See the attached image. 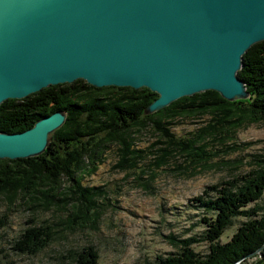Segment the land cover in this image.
<instances>
[{
	"label": "trees",
	"instance_id": "16d2710c",
	"mask_svg": "<svg viewBox=\"0 0 264 264\" xmlns=\"http://www.w3.org/2000/svg\"><path fill=\"white\" fill-rule=\"evenodd\" d=\"M241 62L236 76L250 93L243 101L229 102L216 91L204 90L145 115L144 109L158 97L152 90L112 85L98 88L77 79L41 88L21 100L1 102L0 132L21 133L55 111H65L67 119L51 135L44 153L25 159H0V196L11 199L22 195L46 211L53 208L65 213L71 219V229L93 228L99 214L98 199L105 191L101 186L83 182L104 163L108 151L117 157L115 168L128 171L143 164L141 174L173 165L194 176L200 168L216 166L218 160H212L217 155L228 154L237 147L213 149L208 138L225 145L223 142L237 129L264 124V40L248 47ZM203 116L209 120L189 137H178L172 132L173 126L183 120ZM148 131L157 139L140 147L138 140ZM250 158L249 170L207 186L201 195L190 200L193 207L210 214L201 218L204 230L199 237L185 239L168 235L178 252L158 256L154 264H264V249L249 258L264 244V207L255 204L247 209L264 195V153ZM69 207L72 210L67 214ZM241 214L246 221L226 242L220 243V237ZM5 224V218L0 217V229ZM54 236L52 224L31 226L22 231L13 250L35 256ZM200 240L208 243L206 255L193 251L192 246ZM74 254L76 264H100L98 251L92 245ZM250 259L254 261L248 263Z\"/></svg>",
	"mask_w": 264,
	"mask_h": 264
},
{
	"label": "water",
	"instance_id": "95a60500",
	"mask_svg": "<svg viewBox=\"0 0 264 264\" xmlns=\"http://www.w3.org/2000/svg\"><path fill=\"white\" fill-rule=\"evenodd\" d=\"M262 40L264 0H0V103L77 79L152 90L145 115L204 90L243 101L236 74ZM66 119L0 132V159L44 153Z\"/></svg>",
	"mask_w": 264,
	"mask_h": 264
},
{
	"label": "rangeland",
	"instance_id": "374dc122",
	"mask_svg": "<svg viewBox=\"0 0 264 264\" xmlns=\"http://www.w3.org/2000/svg\"><path fill=\"white\" fill-rule=\"evenodd\" d=\"M208 117L183 120L173 126L172 132L178 137H189L197 128L203 127ZM157 139L150 131L143 133L138 140L140 147H146ZM264 124L258 123L237 129L225 145L219 140L208 143L211 148L237 147L228 154L220 153L212 161L216 166L200 168L194 176L181 172L174 166L153 170L152 174L141 164L137 169L122 171L115 168L117 157L107 152L103 164L90 177H84V184L101 186L105 192L99 200V214L94 227L79 228L71 226L66 214L53 208L44 210L42 206L32 205L22 195L8 199L0 196V217L6 224L0 229V264H76L75 252L92 245L98 251L100 264H154L158 256L166 257L177 253V247L170 243L168 235L178 239L187 236L199 237L204 230L201 218L203 210L193 207L190 201L201 195L203 189L216 182L232 179L250 169V157L264 153ZM151 175H154L151 178ZM255 204L264 207V195ZM69 207V212L71 211ZM243 214L237 216L228 227L220 243H224L237 230ZM32 222V223H31ZM54 227L55 236L46 248L35 256L19 254L13 250V243L23 230L31 226ZM193 251L206 255L208 243L200 240ZM250 259L248 263H252Z\"/></svg>",
	"mask_w": 264,
	"mask_h": 264
}]
</instances>
